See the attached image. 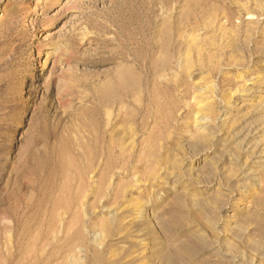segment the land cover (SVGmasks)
Instances as JSON below:
<instances>
[{"label":"rangeland","instance_id":"rangeland-1","mask_svg":"<svg viewBox=\"0 0 264 264\" xmlns=\"http://www.w3.org/2000/svg\"><path fill=\"white\" fill-rule=\"evenodd\" d=\"M0 264H264V0H0Z\"/></svg>","mask_w":264,"mask_h":264},{"label":"bare ground","instance_id":"bare-ground-1","mask_svg":"<svg viewBox=\"0 0 264 264\" xmlns=\"http://www.w3.org/2000/svg\"><path fill=\"white\" fill-rule=\"evenodd\" d=\"M258 6V5H257ZM204 13V12H203ZM251 13H254V12H251V11H249L248 13H247V15L248 16H250L251 15ZM206 14V13H205ZM217 20V16L213 13V14H207V15H203L202 17H200V19H199V17H198V22L200 21V22H202L203 23V25H205V28H208L209 26H212V25H215L216 26V29L217 30H219V31H221V30H223L222 32H224V35H226L227 34V29H224L225 28V25H226V23L224 24V23H222V21L223 20H221V21H216ZM228 22V21H227ZM201 23V24H202ZM192 38V37H191ZM195 38V37H194ZM191 42H192V40L190 39V44H191ZM229 44V43H228ZM42 48L40 49V52L39 53H41L42 52ZM193 49H192V46L191 45H189V48H188V51L186 52V53H181V52H179V54H178V56H179V70H180V72L179 73H183V71L185 72V71H191L192 72V70L194 69V67H195V64L197 63V61H200V58L197 56V57H195V55H193ZM170 55H171V53H170ZM168 53H164V58L162 59V62H161V65L158 67V66H156L157 68H158V72L159 73H161V76L162 77H167L166 76V74H167V72L169 71V70H172L173 71V69H174V67H173V58L174 57H172L171 58V56H170ZM197 58V60L195 59V58ZM134 68V67H133ZM132 67L131 68H128L127 70H125V72H123V77L122 78H124L125 77V87H126V91L128 90V92H129V94L128 93H126L125 94V96L126 97H129L130 98V96H131V94H133V91L135 90L136 91V89H139L140 87H141V84H140V82H139V80L138 79H136V77H135V73H134V70L135 69H133ZM177 72V71H176ZM159 73H157V74H159ZM175 73V72H174ZM191 76V75H190ZM256 79H258V78H251L249 81H252V82H254V81H257ZM254 85V84H253ZM218 86L216 85V82L214 83V82H212L211 84L210 83H207V84H205L202 88H200V91H202V92H204L203 94H202V96H207V94L211 97V99L213 100V96L216 94V92H217V90H218V88H217ZM141 91V90H140ZM139 92V91H138ZM143 93V92H142ZM240 93H241V91H240ZM137 94V93H136ZM201 94V93H200ZM230 95H231V93H230ZM228 96L227 95V97H226V100H227V98H229V100H232L233 99V97H234V95H235V93L234 94H232L231 96ZM122 97H123V95H121ZM124 96V97H125ZM133 96H135V95H133ZM215 96H217V95H215ZM226 96V95H225ZM109 97V96H108ZM121 97V98H122ZM118 98V97H117ZM131 98H133V97H131ZM130 98V99H131ZM223 98H224V96H223ZM116 99V98H115ZM114 99V100H115ZM215 99V98H214ZM123 100V99H122ZM225 100V99H224ZM222 101V100H221ZM113 102H115V101H113ZM223 102V101H222ZM224 103V102H223ZM226 103V102H225ZM229 103V102H228ZM116 104H121V99L119 98V99H117V101H116ZM115 104V105H116ZM114 105V104H113ZM123 105V104H122ZM202 105V104H201ZM111 106H112V102H109V101H106V103H105V107H106V113H107V118L110 120V118L112 117V113H111V111H114L113 109L111 110ZM116 109H117V107H116ZM124 109V108H123ZM199 109H205L206 110V113H204V116L202 117V120L198 123V124H200V125H202L203 127L204 126H206V125H210L211 123H214L215 121H214V119H213V115L211 114L212 112H213V110H215L214 109V104H213V101L210 103V104H208V105H206V106H201ZM200 113H197L196 114V116H198ZM118 116H120V113H119V115ZM198 121V120H197ZM196 121V122H197ZM202 123V124H201ZM257 132L258 131V133H262L263 131L262 130H259V126H255V128H252L251 130H250V133L251 132ZM129 135H130V133H129ZM257 155V154H256ZM259 163V162H258Z\"/></svg>","mask_w":264,"mask_h":264}]
</instances>
